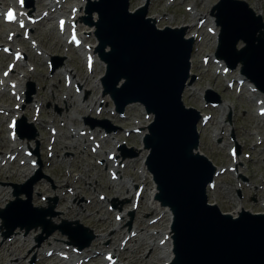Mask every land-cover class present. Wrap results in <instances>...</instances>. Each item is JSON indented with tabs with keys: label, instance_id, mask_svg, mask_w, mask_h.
Returning <instances> with one entry per match:
<instances>
[{
	"label": "rangeland",
	"instance_id": "1",
	"mask_svg": "<svg viewBox=\"0 0 264 264\" xmlns=\"http://www.w3.org/2000/svg\"><path fill=\"white\" fill-rule=\"evenodd\" d=\"M4 1L6 2V0ZM41 1L42 3L46 2L45 0ZM215 1L216 0H147L146 15L149 17L157 16L155 25L158 27L163 25H181L186 26L188 29V25H190L189 32H192L191 34L196 32L197 35L196 48L191 54V63L189 67L190 73L195 75V80L184 89L182 102L186 106L193 107L202 113H210V119L205 126H200L198 128L199 144L197 149L209 159L211 163L220 170V172L214 177L212 188L207 192V202L215 204L221 213L231 214L233 211L235 212L237 208L235 207L236 205H240L241 208L251 213H260L264 212V118L255 116V104L248 98L243 86H236L234 78L232 77L235 76L234 73L222 77L214 72V64L209 58L214 50L212 37L210 34L205 33L204 26H201L200 28H196L197 26H195L197 17L199 18L200 15L208 17L211 6ZM243 1H245L255 13L259 14L264 22V0ZM30 2L31 5H29ZM39 2L40 0H27V7L29 10H33L32 15L37 14V7H39L38 10L41 11L42 6ZM76 3H79V0H65L62 5L67 7ZM140 3V0H128V8L132 9ZM62 5L59 10L66 9L62 7ZM188 7L193 8V17H191ZM83 9L84 6L80 12L86 16ZM67 11L68 9L64 10V12ZM39 13L40 19L34 24L31 36H33L32 38L36 41L37 47H39L38 49L45 52L47 59L53 56L60 57L61 59L60 61L56 60L54 62L55 67L50 69L48 64H46L42 58L29 50L27 42L21 41L23 39L19 35V37L16 36L17 43L15 45L22 49L25 54V59L23 62L19 63L21 67H14L13 70L9 72V75L12 80H15L16 78L19 79L18 72H26L25 75L27 77L22 79L23 90H26L28 82L32 83L33 93L30 95L31 100L30 102H21L22 106H20L19 111L22 112L25 121L31 123L35 128V140L26 141L25 147L32 148L33 151L36 150L37 159L40 163L34 170L36 174L31 173L27 177L21 175L24 179L15 172L19 170V173L23 171L22 174L25 173V175H27L28 172L26 171L25 166L18 167V165H15L14 163L13 166H8L9 170H6V172H3L4 170L0 168V173L4 174L0 178V192L2 191L0 193V207L5 204V202L2 203L5 199H11L7 193L8 183L21 184L25 180L35 176L34 178L38 181L31 187L32 206L44 207L46 198L53 199L56 197L53 211L57 213V216L51 219L53 224L59 223L58 218H62L65 208H71L75 213L76 211H79L80 216L77 214L73 216L68 215L62 219L68 221L77 220L81 225L89 228L95 235V238L90 245V247L93 246V248L90 251L87 250L84 255L91 256L94 253L98 254L95 255L96 259H94V261H88V263L86 260L87 264H103L101 253L105 251H111L117 259L119 258V261L117 262L118 264H161L162 261L159 259L160 251H156L153 247L148 246V244H152L155 239L154 236H150L151 232L159 230L160 228L157 227H163L165 222H167V224L164 229L168 226L169 223L166 221V213L162 211L163 219L161 218L159 222L157 220L153 227L149 226L148 229L146 228L144 231L142 229L146 222L150 221V217L155 216L157 211H160H156L154 208L149 209L147 207V203L149 202L150 204L151 202V197L149 196L150 187H154V184L152 185L149 179L144 181L147 185L143 188L144 192L141 194V197L135 191V198L138 199L139 208L133 213L129 227V229H132L137 226L139 221H142L141 227L137 228L139 231L138 233L141 234V236L139 238L136 237V241L134 240V242L129 244V248L127 249H125L128 247V245H126L123 248V252L122 247L126 243L131 242V240L122 243L121 248H118L116 245L117 241L121 239V236L128 229L123 221H127L128 218L123 215L122 222L116 224L113 220L112 213L108 215L109 212L105 209L107 201L109 204V202L114 199H116L117 202L126 201L121 205L117 204L120 207V210H118L119 212L117 213L122 214V210L130 208L128 201L132 191H130V195H128L121 187L125 186L124 182L131 184V186L139 185L141 183L142 180L139 178L137 171L139 169V173L141 174L140 169L145 154H143V151L141 150L136 159L130 160L125 158L124 168L118 174L119 179L114 182L108 180L106 167H104V165L99 166L96 164V162H102L101 157L104 158L105 153L112 148L114 143H120L123 139L126 142L125 154L129 152V149L134 150L141 148L138 134H132L130 132L131 127L135 125L134 122H144L143 117H141V109L136 104L128 105L123 112L126 116L125 119L122 120L116 116L115 113L110 116V112L114 109L108 95L103 97L100 90L98 95L97 87L92 84V81L103 73L102 63L95 60L90 72L86 71L83 67L82 58L76 52L77 49H73L71 45L64 42L66 34H63L64 37H59L53 27L54 20L51 19L52 17H50V20H44L48 18L47 15L43 16L44 12ZM55 13H51L50 15H55ZM34 18L35 15L31 17L32 20ZM210 18L209 21H211ZM81 24L83 27L80 28L81 34L87 35L83 36V44H94V36L88 33L87 26H85L83 22H81ZM77 26H80L79 22L77 23ZM12 27V25L2 26L0 23V44H5L4 30H9V28ZM209 27H211L210 24ZM187 34L189 33L186 31V36ZM240 45L241 43L237 42L236 46L239 47ZM7 47L9 46L7 45ZM206 57L208 58L206 59ZM11 59L12 56L5 58V55L0 53V72L6 68V64ZM26 64L29 66L27 70H25ZM31 66H33L32 71H30ZM62 69L70 70L79 84L74 83V87L67 85L63 80ZM233 72H236V70ZM231 79H233L231 86L226 87V80ZM95 82L97 83L98 80ZM205 88H210L212 91L216 92L221 101L229 105L231 129H233L232 135L237 145H239V155L236 157L237 160L245 166L244 170L239 167V165H236L235 171L237 172V175H234L227 170V167L231 163V159L227 154V149L233 145L231 140L223 135L228 129L220 127V123L216 121L218 110L207 106L204 107L201 104L200 97ZM75 90L79 92H76ZM101 98H103V100L98 102ZM9 100L12 101V99ZM19 101L21 100L14 98V103L9 102L6 97H3L0 94V106L1 104H4L3 106L5 107H12ZM35 101L40 109L39 119H41V122L39 125L34 124L33 122L35 115L32 113V104L35 103ZM93 101H97V103L95 104L94 102V104L96 107L100 108L99 112H97L95 106H93ZM3 106H1L2 111L7 109ZM28 108L30 110H28ZM86 118L93 120L90 123L93 124V126H96L94 121L106 120L109 125L117 127L118 130L114 133L110 132L109 136L101 141L99 140V135L97 133L103 131V129L94 127L96 128L95 130H93V128L90 131L86 130L83 121V119ZM7 121L8 118L4 113L0 112L1 140L2 138L4 140L6 138ZM48 127H51L50 131L47 130ZM86 127L88 126L86 125ZM78 129H85V134L80 135ZM124 131L130 132L125 138L123 137V134H125ZM91 135L96 136V139L93 141H97L100 144V146H95V148L99 147V150L95 153L97 154L96 157L88 156V154L85 153L89 152V147L91 146L92 141H85L84 144H81L83 140H88L87 137ZM257 139L260 141L259 145H257L256 148L253 146L256 152H253L252 155L249 154L248 156L251 159L256 160V162L253 163L252 160L245 161V152H247V149H249L251 145L257 142ZM218 140L219 143L217 142ZM52 141H55L54 144H52ZM64 144H67L65 148L63 147ZM85 144H87V147L84 146ZM51 145H53V147L50 152ZM54 149H57L56 152ZM0 152L1 157V155H8L9 150L6 148L0 150ZM50 153L53 154V156L50 159H47L46 157L49 156ZM140 155L141 164L139 161ZM17 167L18 169H16ZM12 172L16 175L12 177V179L11 177L7 179L6 177ZM238 175L245 176L247 182H242L238 178ZM141 176L142 179H145L146 174H141ZM261 180H263V182H261ZM255 185H258L256 186L257 188L254 187ZM70 188H73V190L69 191ZM117 191L118 194L116 193ZM63 192H66V197L62 202L59 200V197ZM236 192H238L239 195H237ZM71 193H74V195L75 193H78L79 195L77 194L78 197L77 195L70 196ZM97 194H106L105 200L101 202L97 198ZM75 197H77L78 202L76 200L74 201ZM90 198L92 200H89ZM90 207H92V209L89 211ZM96 210H98V212ZM91 212H94L93 217L84 219V216ZM98 218L103 220H97ZM104 218H106V220H104ZM98 221L104 223L102 231L97 228ZM164 229L162 231H164ZM162 231L158 232L160 233ZM19 234L21 235V238H25L16 241L15 245L20 248L15 249L13 253L15 255L19 253L18 256H21L23 264H33L35 258L41 257L46 249L53 248L56 245V247L61 246V241L65 240L64 237L60 236L57 232H54L50 237L42 240L37 245L35 238L39 235L38 230H31L24 233V228L15 227L14 237L18 238ZM17 235L18 237H16ZM99 238H102L103 240H100ZM140 243H143L144 245L146 244L142 251L137 249V246ZM102 246H104V248H102ZM14 247L13 244L9 248L12 249ZM33 247L39 250L38 253L32 251ZM115 248L116 252H113V249ZM53 252H56V249H52L50 253ZM6 253L7 252L0 253V264H14L12 262L8 263L9 260L5 259V256L2 257V254L5 255ZM18 256H14L10 259L15 261V258ZM50 257H53V255L51 254L48 257L49 260ZM143 258L147 259L143 260ZM53 262L54 259L51 260L50 264H56Z\"/></svg>",
	"mask_w": 264,
	"mask_h": 264
},
{
	"label": "water",
	"instance_id": "2",
	"mask_svg": "<svg viewBox=\"0 0 264 264\" xmlns=\"http://www.w3.org/2000/svg\"><path fill=\"white\" fill-rule=\"evenodd\" d=\"M126 3L98 0L94 34L106 65L103 82L117 108L137 101L154 117L143 144L149 151L146 168L157 186L156 199L173 215L171 264H264V215L241 213L233 219L205 205L204 189L213 169L193 153L197 115L185 110L179 99L187 77L191 40L184 39L180 29L156 30L144 18V10L128 13ZM214 8L219 10L218 48L223 51L216 53L222 57L229 54L226 58L231 60L243 59L244 72L255 78L264 57V38L254 32L258 31L259 18L237 0H220ZM238 38L247 43L246 52H254L251 56L240 57L239 51H234ZM105 46L107 52L102 51ZM226 58L232 65L235 59L229 62Z\"/></svg>",
	"mask_w": 264,
	"mask_h": 264
},
{
	"label": "bare ground",
	"instance_id": "3",
	"mask_svg": "<svg viewBox=\"0 0 264 264\" xmlns=\"http://www.w3.org/2000/svg\"><path fill=\"white\" fill-rule=\"evenodd\" d=\"M141 2H143V0H140ZM9 3H11V0H6V4L8 5ZM82 7V4L80 3L79 4V6L78 5H74V6H69V9H68V12H69V14L68 15H64V21H63V27L65 26V25H68V26H74V27H77V23L79 22L80 23V19H81V12L79 11L80 10V8ZM44 13H43V16H45V15H48V14H46L47 12H53L56 8H61V3H59V5H57V3L55 2V3H53L51 0H49V1H47L46 3H45V5H44ZM26 9V8H25ZM29 9V8H28ZM138 9H140V8H138ZM25 11V10H24ZM77 11H78V13H77ZM25 13H19V17H18V21L19 22H23L24 21V15ZM197 14V13H196ZM60 15V14H59ZM198 15V14H197ZM199 16V15H198ZM60 18H62V17H58L57 19H56V22H57V20L58 19H60ZM198 18V17H197ZM202 18H204V17H202ZM94 16H91V21L93 22L94 21ZM207 19V18H206ZM195 20V19H194ZM35 24V23H34ZM34 26V25H33ZM89 28H90V32H91V29H92V27H93V25H90V26H88ZM33 28V27H32ZM181 28L183 29V30H185V32H186V30H187V27L186 26H181ZM209 28H211L212 30L214 29V27L212 28V27H209ZM209 28H207V31L208 32H210V30H209ZM59 30V29H58ZM212 33V32H211ZM9 34V33H8ZM12 35H10V37H11ZM185 37H187V38H190V39H194L195 38V34H187V36H186V33H185ZM142 38V37H141ZM92 47L93 46H90V47H88L85 51H82L80 54L82 55V56H84V58L86 59V63H87V59H91L90 61H89V63H87L88 64V66L90 65V63H92L93 64V62H94V60H92V57H93V51H92ZM16 51H19V50H16ZM216 65L218 64V63H215ZM252 67H253V65H252ZM63 72H65V76L66 77H70L71 79H73L72 77H73V75L71 76V72L70 71H67V70H64ZM24 75H22V77H23ZM8 79H6V77H4V76H1L0 75V82L1 83H7L8 84V81H7ZM75 80V79H74ZM98 80V82L96 83L95 82V84L97 85V87L99 88V79H97ZM75 82V81H74ZM86 82V81H85ZM10 84H11V82H9ZM17 89H21L20 88V84H15L14 85ZM100 89V88H99ZM57 92H58V89H57ZM255 93V91H252V93ZM104 94L105 93H103L102 92V96H104ZM70 98V97H69ZM259 97L256 95V97L255 98H253V99H258ZM69 100V99H68ZM72 100V99H71ZM70 100V101H71ZM261 103H264V102H261ZM72 105V104H71ZM4 111H6V112H10V115H11V118H14L15 120H18V116H17V112H16V108H7V109H5ZM139 129H141L142 131H141V135L145 132V129L146 128H144V127H141V126H139ZM11 130V128L10 127H8V131H10ZM85 138V137H84ZM85 141V140H84ZM21 142V144H24L23 143V141L21 140L20 141ZM114 143V142H113ZM112 143V144H113ZM2 145H1V147H6L7 146V142H2L1 143ZM72 147V146H71ZM10 152L13 154H15L16 156L17 155H19V153H18V148H16V147H13V146H11L10 147ZM193 153H195V152H193ZM118 154V153H117ZM113 155H114V153H113ZM119 156V155H118ZM113 157H111V159H112ZM28 170L30 171V170H33V169H29L28 168ZM27 171V170H26ZM140 172H141V174H146V171H145V168H144V164H143V160H142V167H141V169H140ZM13 173V172H12ZM22 171L20 172V173H18V175L19 176H21L22 175ZM24 175H25V173H24ZM0 176H1V174H0ZM9 176L11 177V179H12V176H15L14 174H9ZM8 179V178H7ZM61 179V178H60ZM58 183H59V181H58ZM38 185V184H37ZM76 187V186H75ZM122 188V187H121ZM122 189H124L127 193L129 192L128 191V188H126V187H124V188H122ZM86 191V190H85ZM113 191V190H112ZM2 192V191H1ZM118 192V191H117ZM116 192V193H117ZM122 192V191H121ZM125 192V193H126ZM114 194V193H113ZM1 195V194H0ZM75 195H77V193L75 194ZM79 195V194H78ZM78 195H77V197H78ZM149 196L151 197V202H150V204L148 205V208L149 209H152V208H154V210H162L163 212H165L166 213V221H168V223H169V221H170V211H169V209L168 208H166V207H163V206H161V204L156 200V198H155V196H156V187H155V185H154V187H152V188H150V190H149ZM66 197V196H65ZM77 197H75L74 198V201L76 200L77 202H78V200H77ZM60 201H62L63 202V200H64V198H63V196L59 199ZM67 206V205H66ZM72 207V206H71ZM88 207V206H87ZM74 209V208H73ZM92 209V207H90L89 208V211ZM97 212H98V210H96ZM239 211H241V207H239V206H237V208H236V210H235V212H234V215H236ZM63 212V211H62ZM93 213L94 212H91L89 215H87L86 216V218H91V217H93ZM75 214H77V215H79L80 216V212L79 211H76V213L71 209V208H65L64 209V214H63V216H62V218L63 217H66V216H68V215H70V216H73V215H75ZM61 218V217H60ZM162 218V214H161V217H160V219ZM160 219H158V221L160 220ZM163 219V218H162ZM157 220V219H156ZM141 225H142V221H139V223L137 224V226H136V229L138 228V227H141ZM103 226H104V223L103 222H101V221H98L97 222V228L98 229H100V231H102V229H103ZM143 229V228H142ZM169 228H168V226L164 229V231H162V232H160L159 233V239L157 240V244H161V245H166L164 248H163V251L165 252V255H164V264H165V262H168V261H171V259H172V255H171V251H170V232H169V230H168ZM134 236H135V238L136 237H140L141 236V234H139L138 232L137 233H135L134 234ZM163 239V242L162 241H160V239ZM113 239V238H112ZM17 240L16 239H14V238H11L9 241H2V243L0 244V253L1 252H7L5 255L4 254H2V257H4L5 256V259H7V260H9L8 261V263H10V262H12V263H14V264H23V260L21 259V256L19 257L18 256V254L17 255H15L14 253H13V251L15 250V249H19V248H12V249H10L9 247L11 246V245H13L15 242H16ZM136 241V240H135ZM127 241H125L124 243H126ZM138 242H139V240H138ZM144 246H146V244L144 245L143 243H140L138 246H137V249H139L140 251H142L143 250V248H144ZM148 246H151V247H153V244H148ZM21 248H22V246H21ZM10 249V250H9ZM22 250V249H21ZM59 250H62V249H59ZM20 251V250H19ZM32 251L33 252H37L38 253V249H35V248H33L32 249ZM56 252H60V251H56ZM113 252H116V248L115 249H113ZM61 253H64V251H61ZM112 253V252H111ZM105 254H108V252H106ZM51 255V253H49L48 255H46V256H44L43 258H42V260H40L41 261V264H43L45 261H48L49 260V256ZM14 256H18V257H16L15 258V261H13V260H11L10 258H12V257H14ZM0 257H1V254H0ZM61 259H68L67 257H64V256H61L60 257ZM143 259H145V258H143ZM78 259H76V261H77ZM37 261H39V260H37Z\"/></svg>",
	"mask_w": 264,
	"mask_h": 264
},
{
	"label": "snow or ice",
	"instance_id": "4",
	"mask_svg": "<svg viewBox=\"0 0 264 264\" xmlns=\"http://www.w3.org/2000/svg\"><path fill=\"white\" fill-rule=\"evenodd\" d=\"M7 17H8L9 20H11L13 18V13L11 11H9L7 13Z\"/></svg>",
	"mask_w": 264,
	"mask_h": 264
}]
</instances>
